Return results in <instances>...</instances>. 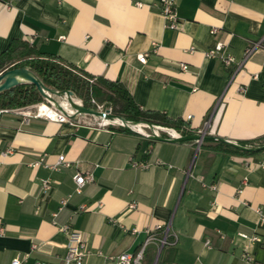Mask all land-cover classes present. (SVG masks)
I'll return each mask as SVG.
<instances>
[{
	"label": "crops",
	"instance_id": "1",
	"mask_svg": "<svg viewBox=\"0 0 264 264\" xmlns=\"http://www.w3.org/2000/svg\"><path fill=\"white\" fill-rule=\"evenodd\" d=\"M176 13L173 31L159 0H1L0 54L23 40L122 84L141 110L181 119L194 135L207 124L206 137L264 138V0H176ZM217 43L231 66L207 57ZM112 128L88 116L23 125L0 114V264H62L65 225L86 241L87 264H114L168 224V243L148 244L142 264H247L244 253L249 264H264V223L254 212H264V151L236 154L218 140L156 142ZM162 128L165 140L178 133ZM59 156L69 166L52 170ZM77 173L93 175L80 195ZM42 180L51 184L46 193Z\"/></svg>",
	"mask_w": 264,
	"mask_h": 264
},
{
	"label": "trees",
	"instance_id": "2",
	"mask_svg": "<svg viewBox=\"0 0 264 264\" xmlns=\"http://www.w3.org/2000/svg\"><path fill=\"white\" fill-rule=\"evenodd\" d=\"M16 68L28 69L51 90L72 92L74 96L83 101L84 107L94 108L90 104V99L93 98L99 103H107L112 106L114 113L126 121L143 122L170 128L183 137L194 135L187 123L181 119L171 120L157 112L141 110L133 102L130 94L122 84L92 78L85 72L65 64L53 56L40 54L33 45L23 40L12 41L8 49L0 54V72ZM42 101L43 98L39 95L35 86L22 84L0 94V110L20 109ZM112 129L121 132L127 131L122 128L113 127ZM239 145L253 148L262 147L264 146V138L254 142L240 143ZM220 147L236 154H251L240 152L227 145H220Z\"/></svg>",
	"mask_w": 264,
	"mask_h": 264
},
{
	"label": "built area",
	"instance_id": "3",
	"mask_svg": "<svg viewBox=\"0 0 264 264\" xmlns=\"http://www.w3.org/2000/svg\"><path fill=\"white\" fill-rule=\"evenodd\" d=\"M160 4V14L163 17V19L166 22V28L176 31L179 27V19L177 17L176 13V0H159ZM215 31L213 30L212 34H214ZM252 49L247 50L245 53V59L244 61L250 56L252 53ZM207 57L219 61L221 64H223L225 67H229L234 63L233 58L228 55L225 52V47L221 43H217L214 48L209 50L206 53ZM146 54H141L138 56V61L142 64L146 62ZM181 69L183 71L187 70L186 65H181ZM92 83V81H91ZM79 104H82L80 101H77ZM49 106L41 104V105H31L28 107L20 108V109H14V110H2L0 111V114L4 113H14L15 115L19 116L21 118V123L23 125H28L30 120L35 119H45L49 121H53L59 124H69L72 123V116L74 115V112L69 109V107L65 104V102L62 103L63 111L58 110L54 105L48 103ZM41 107L49 109L53 111L52 116H46L40 112ZM80 117V116H79ZM92 118V117H91ZM96 125L98 128H106L109 126H117L116 124L112 123L110 120H104V119H96ZM150 124L147 123H137L136 126L133 127V130L140 136H144L147 134L144 129H148L150 134L157 137H160V133L166 131L162 127L153 126L152 129H150ZM119 127V126H117ZM208 129V125L206 124L204 129L199 131L198 135L205 136L206 131ZM143 132V133H141ZM169 138L168 139H175L181 137L178 133L174 132H168ZM10 153V152H6ZM41 163H44V158H40V162L31 166L35 167ZM69 164L66 161L64 156H59L57 159V162L55 165L50 166L52 170H58L61 167H68ZM136 167V165H134ZM141 168L148 167L147 165H141ZM73 182L75 185L74 194L80 195L82 192L83 187L93 182V175L92 174H81L77 173L73 176ZM41 189L44 193L48 192L51 189V184L49 180H42L41 181ZM71 194L68 195L66 198H63L60 202L61 208L64 207L69 199L71 198ZM83 209L84 208H80ZM256 216L258 217V220L264 223V212H262L261 209L257 208L254 210ZM169 224L168 225H157L149 232V235L145 242L142 244L140 249L135 254H127L123 253L119 256H117L114 259V264H142V261L144 259V253L145 249L148 244L156 243L159 248H162L164 245L168 243V237H169ZM59 232L65 235L66 237V252L65 256L62 260V264H87L86 258L89 256L90 252L87 248L86 241L80 235L78 232H75L70 229L69 226L65 225L59 228ZM160 234V236H159ZM243 239L247 240L249 243H260L261 239L256 236H246V235H240ZM241 260L245 263L249 264L253 262V259L248 253H244L241 256ZM11 264H21V261L18 259H14ZM37 264H44V263H37Z\"/></svg>",
	"mask_w": 264,
	"mask_h": 264
},
{
	"label": "water",
	"instance_id": "4",
	"mask_svg": "<svg viewBox=\"0 0 264 264\" xmlns=\"http://www.w3.org/2000/svg\"><path fill=\"white\" fill-rule=\"evenodd\" d=\"M22 84H31L35 86L39 95L48 103L54 105L60 111H63L62 103H59L57 99L64 100L65 104L69 107V109L74 112V115L72 116L73 119L79 116H88L96 119H104L110 121L118 120L119 124H116L117 126L129 132L137 134L133 130V127L136 126L137 123L126 121L122 117H116L108 113L96 111L92 108L84 107L82 104H79L74 99V95L72 92L70 91L58 92L47 88L39 78H37L31 71H29L26 68H16L9 71H5L2 74H0V94L4 91H8L11 88H14ZM152 128L153 126H150V129ZM143 137L148 138L151 141H156V142L169 141L173 143L183 142L186 140H195L197 142L218 140L221 143L226 144L231 148H234L240 152L254 153V152L264 151V146L259 148L244 147L239 144L231 143L225 140L206 137V135L205 136L193 135L187 137L181 136L179 138L169 139V140H165L161 137H157L149 134H145Z\"/></svg>",
	"mask_w": 264,
	"mask_h": 264
},
{
	"label": "rangeland",
	"instance_id": "5",
	"mask_svg": "<svg viewBox=\"0 0 264 264\" xmlns=\"http://www.w3.org/2000/svg\"><path fill=\"white\" fill-rule=\"evenodd\" d=\"M3 72H4V71L0 72V74H2ZM74 99H75L76 101H80V102L82 103V105H83V101H82L81 99L77 98L76 96H74ZM57 100H58L59 103H63V102H65L64 100H61V99H57ZM41 104H44V105L49 106L48 102H47L46 100H44V99H43L42 102L37 103V104H35V105H41ZM90 104L94 106V108H92V109H94V110H96V111L103 112V113H108V114H110V115H113V116L118 117V116L114 113V108H113L112 106L108 105L107 103H99V102H97L95 99L91 98V99H90ZM35 105H34V106H35ZM32 106H33V105H32ZM0 111H2V110H0ZM140 123H143V122H140ZM112 127L120 128V127H117V126H114V125H113ZM144 130H145V132H146L147 134H150V132H149L148 129H144Z\"/></svg>",
	"mask_w": 264,
	"mask_h": 264
},
{
	"label": "bare ground",
	"instance_id": "6",
	"mask_svg": "<svg viewBox=\"0 0 264 264\" xmlns=\"http://www.w3.org/2000/svg\"><path fill=\"white\" fill-rule=\"evenodd\" d=\"M40 112L46 116H52L53 115V111L46 109V108H43V107H41ZM112 123L119 124V121L114 120V121H112ZM141 133H143V132H141Z\"/></svg>",
	"mask_w": 264,
	"mask_h": 264
}]
</instances>
